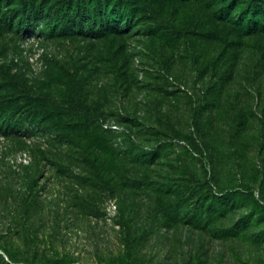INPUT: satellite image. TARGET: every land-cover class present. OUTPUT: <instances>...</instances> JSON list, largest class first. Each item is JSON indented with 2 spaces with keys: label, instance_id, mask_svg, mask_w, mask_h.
<instances>
[{
  "label": "rangeland",
  "instance_id": "374dc122",
  "mask_svg": "<svg viewBox=\"0 0 264 264\" xmlns=\"http://www.w3.org/2000/svg\"><path fill=\"white\" fill-rule=\"evenodd\" d=\"M253 4L0 0V261L264 264Z\"/></svg>",
  "mask_w": 264,
  "mask_h": 264
},
{
  "label": "trees",
  "instance_id": "16d2710c",
  "mask_svg": "<svg viewBox=\"0 0 264 264\" xmlns=\"http://www.w3.org/2000/svg\"><path fill=\"white\" fill-rule=\"evenodd\" d=\"M249 2L250 3L252 2L254 4L260 3L261 6H259V7H252L251 6L248 9L246 8V12L247 13H251V14L253 13V15L258 16L259 18H260V16L264 17V6H263L264 5V0H249ZM254 4H253V6H254ZM246 12H244V13H246ZM260 22L264 23V21H261L260 19L257 20L255 29L258 30V31H260V30L264 31L263 29H259V28H261L260 25H259ZM42 99H44V98H42ZM73 108H75V110L77 112H84L83 108L81 106H79V105H73ZM11 258H13V257H11ZM0 264H7V262L2 260V261H0Z\"/></svg>",
  "mask_w": 264,
  "mask_h": 264
},
{
  "label": "built area",
  "instance_id": "2783aa9c",
  "mask_svg": "<svg viewBox=\"0 0 264 264\" xmlns=\"http://www.w3.org/2000/svg\"><path fill=\"white\" fill-rule=\"evenodd\" d=\"M104 127H108V128H118V126L117 125H112V124H107V123H105L104 125H103Z\"/></svg>",
  "mask_w": 264,
  "mask_h": 264
}]
</instances>
